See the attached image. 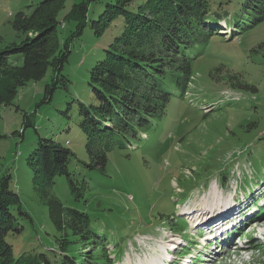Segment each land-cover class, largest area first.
<instances>
[{"label": "rangeland", "instance_id": "obj_1", "mask_svg": "<svg viewBox=\"0 0 264 264\" xmlns=\"http://www.w3.org/2000/svg\"><path fill=\"white\" fill-rule=\"evenodd\" d=\"M40 1L0 0V49L25 38L13 23L21 11H32ZM242 1L213 0L211 9L225 7L232 21L242 20ZM114 2L66 0L58 26L60 41L69 42L71 49L62 71L69 79L66 86L59 81L52 94L46 92L53 83L50 68L41 80L19 87L12 105H0V161L12 172L14 189L34 219L22 236L10 237L14 251L19 255L20 247L23 251L33 247L39 235L46 247L40 250L59 251L52 241L61 232L54 230L48 207L32 187L35 167L28 161L39 139L48 137L74 153L69 167L74 186L64 176H56L51 192L65 205L87 212L92 227L111 236L107 245L104 237L94 241L69 235V250H74L82 264L87 263L86 257H102L98 256L102 248L104 259L109 254L115 264L159 263L166 255L164 247L174 248L175 243L180 254L183 249L192 251L201 238L196 235H201L200 230L205 233L208 225L223 229L239 223L233 229L244 226L236 236L230 231L222 238L228 244L223 250L231 249L224 256L213 248L195 249L204 251L200 263L264 264V200L257 207L251 203L264 191V52L259 48L264 42V21L248 23L237 33L213 30L217 35L199 46L198 55L191 56L193 72L185 89L170 88L167 108L142 128L139 138L128 139L133 143L130 148L124 139L122 146L111 143L109 162L102 171L85 165L89 162L88 138L80 109L82 104L91 107L95 103L91 69L125 31L124 16L117 13L105 14L101 34L92 26L108 3ZM83 3L88 7V24L73 36L78 21L65 19V15ZM220 25L226 26L224 18ZM13 57L18 58L16 65L23 64L20 55ZM5 70L0 82L8 76ZM230 206L229 214H219L218 210ZM252 212L256 214L248 221ZM113 223L117 225L110 229ZM120 227L121 231L135 230L124 233V243L118 234ZM239 235L248 250L239 248L233 253L232 243ZM181 238L187 239L189 248ZM117 241L122 253L117 251ZM178 248L171 252L176 263L181 260Z\"/></svg>", "mask_w": 264, "mask_h": 264}, {"label": "trees", "instance_id": "obj_2", "mask_svg": "<svg viewBox=\"0 0 264 264\" xmlns=\"http://www.w3.org/2000/svg\"><path fill=\"white\" fill-rule=\"evenodd\" d=\"M65 2L41 0L32 11L19 13L13 25L25 33V38L20 43L0 49V75L6 73L5 69L9 70L6 80L0 82V105H12L19 87L29 81L41 80L50 68L54 75L53 83L47 85L46 92L52 94L59 81H64L66 86L65 82L69 79L62 71L71 49L70 43H62L58 36L59 16ZM212 2L115 0L108 3L99 20L92 21V26L97 27L96 33L101 34L105 28L101 22L105 14L117 13L124 16L125 31L114 39L107 55L97 61L90 71L95 103L91 107L82 104L80 109L81 126L88 138L89 162L85 163L86 167L104 171L109 162L107 153L110 144L122 146L121 140L124 139L128 141L127 148H130L133 143L128 139L139 138V134L144 132L142 128L165 111L172 94L170 88L185 89L193 72L191 56L198 53L199 46L207 39L217 35L214 31L230 32L220 27L221 18L235 33L249 26L248 23L254 25L264 21V0H243L240 3L243 18L234 21L225 7L212 11ZM220 5H223L222 1ZM87 13L88 7L83 3L75 5L65 15V19L78 21L73 36L80 34L88 24ZM259 48L264 52V42ZM13 55H20L23 64L16 65L18 58ZM9 58L15 62L8 61ZM2 136L0 133V138ZM73 155L72 150L62 143L41 137L28 158L35 167L32 187L48 207L54 230L61 232L52 241V244L55 243L52 246L59 249L55 252L61 256L46 250L40 235L33 247L26 251L20 247L19 255L14 251L10 237L22 236L34 219L14 189L12 172L4 168L0 161V264H82L74 250H69L68 246L72 243L68 241L69 235L94 241L104 237L107 245L112 241L108 233L104 231L100 234L92 227L87 212L65 205L50 190L56 176H64L74 186L69 168ZM172 216L176 217L174 213ZM116 225L113 223L109 227L113 229ZM121 228L118 234L122 235V242L125 232L128 235L135 232L133 228L127 231H121ZM39 239L43 244H38ZM116 244L118 253H122L121 243L117 241ZM41 246L45 247L44 250L39 249ZM103 251L104 248L98 255L102 257L98 259L86 257V264H115L116 259L109 254L104 259Z\"/></svg>", "mask_w": 264, "mask_h": 264}, {"label": "bare ground", "instance_id": "obj_3", "mask_svg": "<svg viewBox=\"0 0 264 264\" xmlns=\"http://www.w3.org/2000/svg\"><path fill=\"white\" fill-rule=\"evenodd\" d=\"M225 28H227V29H229L230 31H231V29L229 28V26H227V27H225ZM226 33V32H225ZM263 194H264V191H262L256 198H255V200L258 202H254V199H253V201H251V203H253V205L255 206L256 205V207L257 206H259V201H261V200H264V196H263ZM203 202V201H202ZM207 206V205H206ZM206 206H205V208H206ZM215 209V208H214ZM230 210H231V206L228 208V209H226L225 211H222V210H218L220 213V215L221 214H224V215H227V214H229V212H230ZM210 213H212V212H210ZM252 215H251V218H249L248 219V221L250 220V219H252V217L256 214L255 212H252L251 213ZM198 228V227H197ZM173 246H174V248L172 247V246H169V248L168 247H164V250L166 251V255L164 256L163 255V258H162V260L158 263H155V264H166V262L168 263V262H171V261H173V259H171V258H173V254H171V252H175L176 251V249L179 247V246H177V244H173ZM180 248H178V250H177V252L180 254V250H179Z\"/></svg>", "mask_w": 264, "mask_h": 264}]
</instances>
